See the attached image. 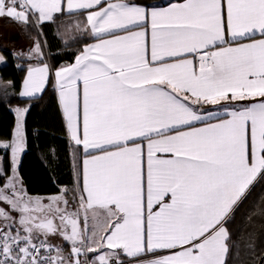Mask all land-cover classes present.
Listing matches in <instances>:
<instances>
[{"label":"snow or ice","instance_id":"obj_1","mask_svg":"<svg viewBox=\"0 0 264 264\" xmlns=\"http://www.w3.org/2000/svg\"><path fill=\"white\" fill-rule=\"evenodd\" d=\"M58 14L83 17L94 42L56 68L34 40L19 97L52 83L73 198L24 189L16 108L0 141V264H264L255 234L242 254L228 227L264 182V0H0V18L40 36Z\"/></svg>","mask_w":264,"mask_h":264},{"label":"trees","instance_id":"obj_2","mask_svg":"<svg viewBox=\"0 0 264 264\" xmlns=\"http://www.w3.org/2000/svg\"><path fill=\"white\" fill-rule=\"evenodd\" d=\"M179 1V0H175ZM152 3L166 4V0H151ZM46 45L53 50L48 56L49 65L58 67L66 56V61L71 62L78 44L59 45L57 49L50 45L55 35L50 23L41 25ZM20 33L29 38L37 37V30L31 26L27 30L19 28ZM32 32V34H31ZM0 53L5 58V65L0 67V79L11 82V92L0 95V140H10L15 124V108H27L24 114V131L26 137L25 149L18 163V175L23 182L24 189L30 195H57L62 189H67V197L73 195L75 178L72 170V157L70 143L67 140L62 118L57 109V98L52 83L37 98L22 99L18 96L19 86L24 74V67H17L12 54L5 48L0 47ZM29 101V102H25ZM3 163L9 165L8 153L3 154ZM3 178H0V184ZM264 196V182H257L247 199L235 213V218L228 227L233 240L239 243L242 254L247 251V233L255 234V246L264 250V223L259 215L253 216L252 220L247 217L255 205L264 203L260 197Z\"/></svg>","mask_w":264,"mask_h":264},{"label":"crops","instance_id":"obj_3","mask_svg":"<svg viewBox=\"0 0 264 264\" xmlns=\"http://www.w3.org/2000/svg\"><path fill=\"white\" fill-rule=\"evenodd\" d=\"M175 2H179V1L166 0V4H164L162 6H167L168 4L175 3ZM78 19L83 20V17L68 16L67 14L60 16L58 14V18L55 20V22H45V23H50L53 26V34L55 35V37H54V39H52V42L50 43V45L55 47L56 49L60 44L61 45L63 44L66 46V45H69L71 43L72 44H78L80 42L82 43L80 45L78 51L75 52L72 61L67 62L66 56H62L61 59H63V61L60 62V65L58 67L65 65V64L73 63L75 55L79 51H81L83 49V47H85L86 44H91L94 42L91 37L87 36L86 34H84L81 31L76 30L75 25H76ZM21 27L22 26H18L16 23L12 22L11 20H9L7 18H0V47L7 49L12 54L13 58L16 61L17 67H20V68L24 67L25 68L24 74H23L21 82H20L18 96H19V92L22 90L23 80L27 74L28 67L30 65L34 66L37 63L36 60H29L28 59L29 49L33 46L34 40L39 39L42 43V48H43V52H44V62L49 64L48 56L53 54V50H51L47 47L46 40H45V37H43V35L41 36V38H37V37L29 38L28 34H30V32H27L25 34L26 37H24L19 31V28H21ZM31 34H32V32H31ZM11 48H13V50ZM0 58H2V59H0V67H2L3 65H5L6 61H5V58L3 57V55L1 53H0ZM0 82L4 85V88H2V89L4 91L6 90L7 94L10 93L11 92V82L10 81H2L1 79H0ZM41 94H38L37 97H39ZM0 95H5V94H0ZM56 98H57V94H56ZM22 99H29V98H22ZM31 99H34V98H31ZM57 109L61 115L62 123H63L64 129H65L62 113H61L60 106L58 103V99H57ZM65 133H66V129H65ZM66 136H67V133H66ZM67 140H68V136H67ZM68 142H69V140H68ZM4 153H5V151L0 149V160H2V161H3V154ZM8 156H9V154H8ZM2 183L0 185H2Z\"/></svg>","mask_w":264,"mask_h":264},{"label":"rangeland","instance_id":"obj_4","mask_svg":"<svg viewBox=\"0 0 264 264\" xmlns=\"http://www.w3.org/2000/svg\"><path fill=\"white\" fill-rule=\"evenodd\" d=\"M13 50V48H11ZM0 94H5V91L2 89L4 88V85L0 82ZM16 109V108H15ZM15 109L13 110L14 113H15ZM15 125H16V113H15V124H14V128H13V133H14V129H15ZM13 133H12V136H13ZM12 138V137H11ZM11 140V139H10ZM22 154V153H21ZM21 156V155H20ZM10 154H9V162H10ZM20 159V157H19ZM18 167V165H17ZM3 184V183H2ZM60 194V193H59ZM57 194V195H59ZM30 195V194H29ZM30 196H33V197H41V198H44L45 202H47V198L49 197H52V196H55V195H39V194H36V195H30ZM73 198V195L72 194H69L68 196V199L71 201ZM0 207H6V205H3L2 203H0Z\"/></svg>","mask_w":264,"mask_h":264}]
</instances>
